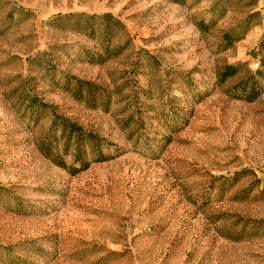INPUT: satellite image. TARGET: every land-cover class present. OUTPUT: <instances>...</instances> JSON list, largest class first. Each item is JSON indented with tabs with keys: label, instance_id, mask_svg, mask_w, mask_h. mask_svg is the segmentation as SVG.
Returning a JSON list of instances; mask_svg holds the SVG:
<instances>
[{
	"label": "rangeland",
	"instance_id": "rangeland-1",
	"mask_svg": "<svg viewBox=\"0 0 264 264\" xmlns=\"http://www.w3.org/2000/svg\"><path fill=\"white\" fill-rule=\"evenodd\" d=\"M0 264H264V0H0Z\"/></svg>",
	"mask_w": 264,
	"mask_h": 264
},
{
	"label": "trees",
	"instance_id": "trees-1",
	"mask_svg": "<svg viewBox=\"0 0 264 264\" xmlns=\"http://www.w3.org/2000/svg\"><path fill=\"white\" fill-rule=\"evenodd\" d=\"M231 68H228L227 71H229ZM61 120L60 118H56L55 122H54V126H57L58 124V121ZM67 128H70L73 132H77L79 129L76 125H71V124H68L67 125Z\"/></svg>",
	"mask_w": 264,
	"mask_h": 264
}]
</instances>
